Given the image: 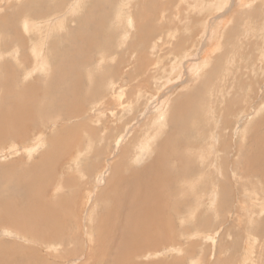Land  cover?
I'll use <instances>...</instances> for the list:
<instances>
[{"label":"rangeland","instance_id":"rangeland-1","mask_svg":"<svg viewBox=\"0 0 264 264\" xmlns=\"http://www.w3.org/2000/svg\"><path fill=\"white\" fill-rule=\"evenodd\" d=\"M55 1L0 0V264H264V0Z\"/></svg>","mask_w":264,"mask_h":264},{"label":"bare ground","instance_id":"bare-ground-1","mask_svg":"<svg viewBox=\"0 0 264 264\" xmlns=\"http://www.w3.org/2000/svg\"><path fill=\"white\" fill-rule=\"evenodd\" d=\"M56 1H58V0H56ZM56 1H55V2H56ZM68 1H69V0H68ZM70 1H71V0H70ZM76 1H77V0H76ZM109 1H110V0H109ZM156 1H157V0H156ZM161 1H162V0H161ZM167 1H168V0H167ZM167 1H166V2H167ZM217 1H218V0H217ZM244 1H245V0H244ZM62 2H63V1H62ZM78 2H79V0H78ZM127 2H128V1H127ZM162 2H163V1H162ZM162 2H161V3H162ZM44 3H45V2H44ZM57 3H58V2H57ZM72 3H73V2H72ZM72 3H71V4H72ZM125 3H126V2H125ZM146 3H147V2H146ZM170 3H171V2H170ZM175 3H177V2H175ZM175 3H172V6L175 5ZM219 3H220V2H219ZM46 4H47V3H46ZM71 4H70V6H71ZM78 4H79V3H78ZM121 4H122V3H121ZM156 4H157V2H156ZM163 4H166V3L164 2V3H162V5H163ZM192 4H193V3H192ZM64 5H65V2H64ZM64 5H62V6L64 7ZM109 5H110V4H109ZM154 5H155V4H154ZM166 5H167V4H166ZM56 6H57V5H56ZM70 6H69V8H70ZM73 6H74V5H73ZM78 6H79V5H78ZM122 6H123V5H122ZM128 6H129V5H128ZM164 6H165V5H164ZM263 6H264V5H263ZM33 7H34V6H33ZM41 7H42V6H41ZM166 7H167V6H166ZM39 8H40V6H39ZM45 8H47V6H46ZM51 8H52V6H51ZM61 8H62V7H61ZM119 8H121V7H119ZM153 8H154V7H153ZM157 8H158V7H157ZM159 8H160V6H159ZM172 8H173V7H172ZM178 8H179V7H178ZM219 8H220V6H219ZM221 8H222V7H221ZM41 9H42V8H41ZM117 9H118V8H116L115 12H118V13H119V11H117ZM160 9H161V8H160ZM37 10H39V9H37ZM44 10H45V9H44ZM44 10H43V11H44ZM49 10H50V9H49ZM52 10H53V9H52ZM74 10H75V9H74ZM121 10H122V9H120V12L122 13ZM56 11H57V10H56ZM58 11H59V10H58ZM58 11H57V12H58ZM60 11H61V10H60ZM69 11H70V9H69ZM149 11H150V10H149ZM171 11H172V10H171ZM178 11H179V10H178ZM44 12H45V11H44ZM52 12H53V11H52ZM62 12H63V11H62ZM70 12H72V11H70ZM153 12H155V11H153ZM172 12H173V11H172ZM75 13H76V12H75ZM118 13H117V14H118ZM121 13H120V14H121ZM158 13H159V12H158ZM169 13H171V12H169ZM53 14H54V13H53ZM55 14H56V13H55ZM59 14H61V13H59ZM113 14H114V13H113ZM117 14H116V15H117ZM122 14H123V13H122ZM175 14H176V13H175ZM178 14H179V13H178ZM36 15H37V14H36ZM40 15H41V14H40ZM40 15H39V16H40ZM56 15H57V14H56ZM116 15H115V16H116ZM171 15H172V14L169 15L170 18H171ZM173 15H174V13H173ZM220 15H221V14H220ZM37 16H38V15H37ZM169 16H168V17H169ZM175 16H176V15H175ZM192 16H193V15H192ZM43 17H44V16H43ZM57 17H58V16H57ZM122 17H123V16H122ZM143 17H144V16H143ZM180 17H181V16H180ZM50 18H51V17H50ZM54 18H55V17H54ZM130 18H131V17H130ZM150 18H152V17H150ZM148 19H149V18H148ZM148 19H147V21H148ZM152 19H153V18H152ZM212 19H213V18H212ZM221 19H222V18H221ZM24 20H25V19H24ZM24 20H22V21H24ZM30 20L32 21V18H31ZM130 20H131V19H130ZM132 20H133V18H132ZM143 20H144V19H143ZM190 20H191V19H190ZM31 21H30V22H31ZM102 21H103V20H102ZM117 21H118V20H117ZM120 22H121V21H120ZM149 22H150V21H149ZM207 22H208V21H207ZM213 22H214V21H213ZM31 23L33 24V22H31ZM118 23H119V22H118ZM151 23H152V21H151ZM157 23H158V22H157ZM29 24H30V23H29ZM34 24H35V22H34ZM103 24H104V23H103ZM119 24H120V23H119ZM133 24H134V23H133ZM155 24H156V23H155ZM155 24H154V26H155ZM160 24H161V23H160ZM35 25H36V24H35ZM45 25L47 26L48 24H45ZM58 25H59V23H58ZM156 25H157V24H156ZM256 25H257V24H256ZM38 26H39V25H38ZM38 26H36L37 29L39 28ZM40 26L43 27V25H40ZM117 26H118V24H117ZM28 27H29V26H28ZM31 27H32V25H31ZM33 27L36 29V27H35L34 25H33ZM33 27H32V28H33ZM133 27H134V25H133ZM162 27H163V26H162ZM239 27H240V26H239ZM134 28H135V27H134ZM146 28H147V27H146ZM14 29H15V28H14ZM46 29H47V28H46ZM160 29H161V27H160ZM162 29H164V28H162ZM205 29H206V28H205ZM258 29H259V28H258ZM38 30L41 31L40 28H39ZM38 30H37L36 32H38ZM42 30H43V28H42ZM50 30H51V29H50ZM154 30H155V29H154ZM164 30H165V29H164ZM172 30H173V29H172ZM15 31H16V30H15ZM30 31H31V33H32V30H31V29H30ZM45 31H46V30H45ZM146 31H147V30H146ZM205 31H206V30H205ZM205 31H203V32H205ZM262 31H263V30H262ZM28 32H29V30L27 29V33H28ZM36 32H35V33H36ZM49 32H50V31H49ZM124 32H125V31H124ZM150 32H151V31H150ZM201 32H202V31H201ZM208 32H210V31H208ZM38 33H41V32H38ZM47 33H48V32H47ZM47 33H45V34H47ZM151 33H153V32H151ZM151 33H150V35H151ZM28 34H29V33H28ZM123 34H124V33H123ZM182 34H183V33H182ZM22 35H23V34H22ZM38 35H39V34H38ZM43 35H44V34H43ZM129 35H130V32H129ZM164 35H165V34H164ZM197 35H198V33H197ZM0 36H1V35H0ZM29 36H31V35H29ZM40 36H41V34H40ZM187 36H188V35H187ZM187 36H186V38H187ZM207 36H208V35H207ZM227 36H228V35H227ZM34 37H35V36H34ZM36 37H37V36H36ZM172 37H173V36H172ZM180 37H181V36H180ZM189 37H191V36H189ZM189 37H188V40H189ZM40 38H41V37H40ZM40 38H39V41H40ZM75 38H76V37H75ZM121 38L123 39V37H121ZM121 38H120V39H121ZM166 38L168 39V37H166ZM170 38H171V36H170ZM192 38H193V36H192ZM200 38H201V37H200ZM92 39H93V38H92ZM155 39H156V38H155ZM161 39L163 40V38H161ZM171 39H172V38H171ZM174 39H176V38H174ZM180 39H181V38H180ZM262 39H263V38H262ZM42 40H43V39H42ZM42 40H41V42H42ZM60 40H61V38H60ZM125 40H126V39H124V41H125ZM164 40H165V39H164ZM164 40H163V41H164ZM172 40H173V39H172ZM177 40H178V39H177ZM183 40H184V39H183ZM202 40H203V38H202ZM20 41H21V40H20ZM22 41H23V40H22ZM94 41H95V40H94ZM165 41H167V40H165ZM181 41H182V40H181ZM246 41H247V40H246ZM263 41H264V40H263ZM23 42H24V41H23ZM119 42H120V41H119ZM126 42H127V41H126ZM158 42H159V41H158ZM186 42H187V40H186ZM203 42H204V41H203ZM254 42H255V41H254ZM19 43H20V42H19ZM24 43H25V42H24ZM31 43H33V42H31ZM121 43H122V42H121ZM132 43H133V42H132ZM159 43H160V42H159ZM178 43H179V41H178ZM34 44H37V43H34ZM44 44H45V43H44ZM76 44H77V43H76ZM157 44H158V43H157ZM175 44H176V43H175ZM183 44H185V42H184ZM187 44L189 45V43H187ZM220 44H221V43H220ZM228 44H229V43H228ZM20 45H21V44H20ZM30 45H31V44H30ZM38 45H40V44H38ZM38 45H37V46H38ZM90 45H91V44H90ZM150 45H151V44H150ZM155 45H156V44L153 45V48H154V49H155ZM173 45H174V43H173ZM231 45H232V44H231ZM234 45H236V44H234ZM22 46H23V43H22ZM33 46H34V45H33ZM41 46H42V45H41ZM210 46H211V45H210ZM249 46H250V45H249ZM38 47H39V46H38ZM59 47H60V46H59ZM149 47H150V46H149ZM159 47H160V46H159ZM182 47H183V46H182ZM261 48H262V47H261ZM18 49H19V48H18ZM37 49H39V48H37ZM167 49H168V48H167ZM174 49H176V48H174ZM207 49H208V48H207ZM232 49H233V48H232ZM22 50H23V49H22ZM169 50H170V49H168L167 51H169ZM31 51H32V50H31ZM167 51H166V52H167ZM235 51H236V50H235ZM259 51H260V49H259ZM22 52H23V51H22ZM36 52H37V51H36ZM38 52H39V51H38ZM64 52H65V51H64ZM171 52H172V51H171ZM174 52H176V51L174 50ZM187 52H188V51H187ZM40 53H41V52H40ZM40 53H39V54H40ZM184 53H185V52H184ZM190 53H191V52H190ZM202 53H203V52H202ZM263 53H264V52H263ZM24 54H25V53H24ZM36 54H37V53H36ZM41 54H42V53H41ZM145 54H146V53H145ZM168 54H170V53H168ZM185 54H186V53H185ZM204 54H205V52H204ZM166 55H167V54H166ZM187 55H189V54H187ZM145 56H146V55H145ZM159 56H160V55H159ZM184 56H185V55H184ZM184 56H183V57H184ZM196 56H197V55H196ZM22 57H23V56H22ZM191 57H192V56H190L189 58H191ZM261 57H262V56H261ZM146 58H147V57H146ZM172 58H173V56H172ZM178 58H179V57H178ZM184 58L186 59V56H185ZM187 58H188V57H187ZM189 58H188V60H190ZM205 58H206V57H205ZM263 58H264V57H263ZM38 59H39V58H38ZM38 59H37V60H38ZM46 59H47V58H46ZM121 59H122V58H121ZM147 59H148V58H147ZM158 59H159V58H158ZM175 59H176V58H175ZM181 59H182V58H181ZM217 59H218V58H217ZM25 60H26V59H24V61H25ZM29 60H30V59H29ZM40 61H41V59H40ZM144 61H145V60H144ZM161 61H162V60H161ZM182 61L185 62V60H182ZM182 61H181V62H182ZM196 61H197V60H196ZM210 61H211V60H210ZM118 62H119V63H120V62H123V59H122V61H118V60H117V63H118ZM163 62H165V61H163ZM175 62H176V61H175ZM181 62H179V64H181ZM206 62H207V61H206ZM211 62H212V61H211ZM35 63H36V62H35ZM73 63H74V62H73ZM160 63H161V62H160ZM182 63H183V62H182ZM187 63H188V61H187ZM230 63H231V62H230ZM230 63H229V64H230ZM36 65H37V63H36ZM49 65H50V64H49ZM118 65H119V64H118ZM185 65H186V63H185ZM27 66H28V65H27ZM119 66H120V65H119ZM119 66H118V67H119ZM171 66H173V64H171ZM51 67H52V66H51ZM176 67H177V66H176ZM178 67H179V66H178ZM178 67H177V68H178ZM250 67H251V66H250ZM37 68H38V70H44V71H45V65H44V63H43V62H40V64L37 66ZM206 68H207V67H206ZM51 69H52V68H51ZM171 69H173V68L171 67ZM178 69H179V68H178ZM180 70H181V69H180ZM55 71H56V70H55ZM24 72H25V71H24ZM26 72H28V71H26ZM121 72H122V71H121ZM225 72H226V71H225ZM28 73H29V72H28ZM116 73H118V71H117ZM121 74H122V73H121ZM119 75H120V74H119ZM59 76H60V75H59ZM70 77H71V76H70ZM228 77H229V76H228ZM12 78H13V77H12ZM12 78H11V79H12ZM72 78H73V77H72ZM235 78H236V77H235ZM15 79H16V78H15ZM256 79H257V78H256ZM217 80H218V79H217ZM11 81H12V80H10V82H11ZM14 81H15V80H14ZM185 81H186V80H185ZM234 81H235V80H234ZM117 82H118V81H117ZM117 82H116V83H117ZM238 82H239V81H238ZM114 83H115V81H114ZM10 85H11V84H10ZM27 85H28V84H27ZM27 85H26V86H27ZM230 85H231V84H230ZM247 85H248V84H247ZM250 85H251V84H250ZM219 86H220V85H219ZM252 86H253V85H252ZM28 87H29V86H28ZM54 87H55V86H54ZM235 87H236V86H235ZM16 88H17V87H16ZM121 88H122V87H121ZM16 90H17V89H16ZM247 90H248V89H247ZM14 91H15V88H14ZM34 91H35V89H34ZM34 91H33V92H34ZM11 92H12V90H11ZM23 93H24V91H23ZM249 93H250V92H249ZM17 94H18V93H16V95H17ZM215 95H216V94H215ZM65 96H66V95H65ZM211 96H212V95H211ZM67 97H68V96H67ZM245 98H246V97H245ZM247 98H248V97H247ZM71 99H72V98H71ZM73 99H74V98H73ZM227 100H228V99H227ZM24 101H25V100H24ZM9 102L12 103V104H18V105H19V104H22L23 101L20 102V101H18V99H16V97H13V99H10ZM103 102H104V101H103ZM243 102H244V101H243ZM100 104H101V103H100ZM122 104H123V103H122ZM192 104H193V103H192ZM74 105H76V104H74ZM95 105H96V104H95ZM103 105H104V104H103ZM261 106H262V104H261ZM159 107H160V106H159ZM208 107H209V106H208ZM253 107H254V106H253ZM12 108H13V107H12ZM73 108H74V107H73ZM122 108H123V107H122ZM190 108H191V107H190ZM212 108H213V107H212ZM159 109L162 110L163 108H162V109L159 108ZM186 109H187V108H186ZM210 109H211V108H210ZM166 110H167V109H165V111H166ZM204 110H205V109H204ZM5 111H6V110H4V112H5ZM40 111H41V110H40ZM73 111H74V110H73ZM152 111H153V109H152ZM152 111H151V112H152ZM260 111H261V107L258 106L256 109L253 110L252 116H253V114L255 115V113H259ZM17 112H18V111H17ZM94 112H95V110H94ZM160 112H161V111H159V113H160ZM162 112H163V111H162ZM99 113H100V112H99ZM112 113H113V112H112ZM141 113H142V112H141ZM212 113H214V111H213ZM7 114H8V113H7ZM161 115H162V114H161ZM161 115H160V116H161ZM0 116H1V113H0ZM4 116H6V115H4ZM9 116H10V114H9ZM11 116L13 117V120L16 121V120H15V114H14V115H11ZM158 116H159V115H158ZM204 116H205V115H204ZM238 116H239V115H238ZM247 116H248V115H247ZM71 117H72V115H71ZM212 117H213V116H212ZM10 118H11V117H10ZM158 118H159V117H158ZM238 118H239V117H238ZM261 118H262V117H261ZM18 119H19V118H18ZM163 119H164V118H163ZM209 119H210V118H209ZM0 120H1V119H0ZM20 120H21V119H20ZM160 120H161V119H160ZM160 120H159V121H160ZM241 120H242V119H241ZM241 120H240V121H241ZM21 121H22V120H21ZM26 121H27V120H26ZM152 121H154V119H153ZM156 121H157V120H156ZM240 121H239V122H240ZM249 121H250V120H249ZM1 122H2V121H1ZM16 122H17V121H16ZM250 122H251V121H250ZM254 122H255V121H254ZM88 123H89V122H88ZM152 123H153V122H152ZM164 123H165V122H164ZM263 123H264V119L261 120V121H259V124H258V125L263 124ZM9 124H10V123H8V125H9ZM20 124H21V123H20ZM236 124H237V123H236ZM250 124H251V123H250ZM24 125H25V124H24ZM89 125H90V124H89ZM164 125H165V124H164ZM238 125H239V124H238ZM20 126H22V125H20ZM27 126H28V124H27ZM2 127H3V126H2ZM9 127H10V125H9ZM13 127H14V126H13ZM73 127L76 128L77 125H73ZM94 127H95V126H94ZM105 127H106V126H105ZM160 127H162V126H160ZM167 127H168V126H167ZM241 127H242V126H241ZM248 127H249V126H248ZM75 128H74V129H75ZM95 128H96V127H95ZM8 129H10V128H8ZM13 129H14V128H13ZM98 129H99V128H98ZM98 129H97V130H98ZM242 129H244V127H243ZM14 130H15V129H14ZM20 130H22V129H20ZM26 130H27V129H26ZM240 130H241V129H240ZM247 130H248V129H247ZM27 131H28V130H27ZM98 131H99V130H98ZM10 132H13V131L10 130ZM25 132H26V131H25ZM236 132H237V131H236ZM236 132H235V133H236ZM242 132H243V131H242ZM23 133H24V132H23ZM148 133H149V132H148ZM151 133H152V131H151ZM244 133H245V132H244ZM26 134H27V133H26ZM28 134H29V133H28ZM24 135H25V134H24ZM140 135H141V134H140ZM148 135H149V134H148ZM241 135H242V134H241ZM1 136H2V135L0 134V137H1ZM60 136H61V135H60ZM4 137H5V136H4ZM22 137H23V136H22ZM93 137H94V136H93ZM150 137H151V136H150ZM210 137H212V135H210ZM213 137H214V135H213ZM221 137H222V136H221ZM7 138H8V137H6V140H7ZM119 138H120V137H119ZM143 138H144V137H143ZM77 139H78V138H77ZM259 139H260V138H259ZM213 140H214V139H213ZM4 141H5V140H4ZM261 141H262V139H261ZM0 142H2V140H0ZM218 142H219V141H218ZM39 143H40V142H39ZM68 143H69V142H68ZM78 143H79V142H78ZM140 143H141V142H140ZM170 143H171V142H170ZM54 145H55V144H54ZM211 145H212V144H211ZM35 147H36V146H35ZM147 147H148V146H141V149L144 150V149H146ZM212 147H213V146H212ZM137 148H138V146H137ZM32 149H33V148H32ZM230 149H231V148H230ZM210 150H211V149H210ZM160 151H161V150H160ZM175 151H177V150H175ZM211 151H212V150H211ZM10 152H11V151H10ZM171 152H172V151H171ZM243 152H244V151H243ZM259 152L261 153V155L258 156V153H257V154H255V157H256L258 163L264 168V145H262L261 147H259ZM182 153H183V152H182ZM205 153H206V152H205ZM207 154H208V153H207ZM207 154H206V155H207ZM209 154H210V153H209ZM156 155H157V154H156ZM203 155H204V154H203ZM43 156H44V155H43ZM187 156H188V155H187ZM209 156H210V155H209ZM122 157H123V156H122ZM126 157H128V156H125V155H124V158H126ZM235 157H236V156H235ZM128 158H129V157H128ZM174 158H175V157H174ZM208 158H210V157H208ZM208 158H207V160H209ZM126 159H127V158H126ZM182 159H183V158H182ZM200 159H201V158H200ZM202 159H203V158H202ZM204 159H205V158H204ZM54 160H55V159H54ZM124 160H125V159H124ZM128 160H129V159H128ZM163 160H164V159H163ZM201 161H202V160H201ZM204 161H205V160H204ZM119 162H122V160H120ZM135 162H136V161H134V163H135ZM163 162H164V161H163ZM181 162H182V161H181ZM218 162H219V161H218ZM218 162H217V163H218ZM125 163H126V162H125ZM182 163H183V162H182ZM221 163H222V162H221ZM249 163H250V162H249ZM164 164H165V163H164ZM207 164H209V163H207ZM214 164H215V163H214ZM235 164H236V163H235ZM4 165H5V164H4ZM4 165H3V166H4ZM245 165H246V163H245ZM210 166H211V165H210ZM212 166H213V165H212ZM212 166H211V167H212ZM218 166H219V163H218ZM194 167H196V166H194ZM204 167H205V166H204ZM220 167H221V166H220ZM223 167H224V166H223ZM186 168H187V167H186ZM215 168H216V167H215ZM224 168H225V167H224ZM237 168H238V167H237ZM235 169H236V168H235ZM193 170H194V169H193ZM197 170H198V169H197ZM237 170H238V169H237ZM237 170H235L236 173H237ZM246 170H247V169H246ZM248 170H249V169H248ZM30 171H31V170H30ZM180 171H181V170H180ZM195 171H196V170H195ZM204 171H205V170H204ZM235 171H234V172H235ZM242 171H243V170H242ZM46 172H47V171L44 170V172L42 173V176H43V177H45ZM200 172H201V171H200ZM200 172H199V173H200ZM207 172H208V171H207ZM239 172H240V171H239ZM34 173H35V170H34ZM147 173H148V172H147ZM183 173H184V172H183ZM204 173H205V172H203V174H204ZM247 173H248V172H247ZM31 174H32V173H31ZM210 174H211V173H210ZM241 174H242V173H241ZM253 174H254V173H253ZM223 175H224V174H223ZM225 175H226V174H225ZM230 175H231V174H230ZM248 175H249V174H248ZM149 176H150V175H149ZM192 176H193V175H192ZM198 176H199V175H198ZM220 176H221V173H220ZM234 176H235V175H234ZM256 176L258 177V173H257ZM174 177H175V176H174ZM209 177H210V176H209ZM211 177H212V176H211ZM218 177H219V176H218ZM223 177H225V176H223ZM244 177H245V176H244ZM246 177H247V176H246ZM14 178H15V177H14ZM36 178H37V177H36ZM166 178H167V177H166ZM225 178H226V177H225ZM238 178H239V177H238ZM247 178H248V177H247ZM249 178H250V177H249ZM259 178H260V177H259ZM184 179H185V178H184ZM214 179H215V178H214ZM236 179H237V178H236ZM254 179H255V178H254ZM260 179H262V178H260ZM220 180H221V179H220ZM34 181H36V180H34ZM43 181H44V180H43ZM43 181H41V182H43ZM214 181H215V180H214ZM226 181H227V180H226ZM248 181H249V180H248ZM257 181H258V180H257ZM260 181H261V180H260ZM31 182H32V181H31ZM231 182H232V181H231ZM243 182H244V181H243ZM254 182H256V181H254ZM17 183L20 184L19 181H17ZM32 183H33V182H32ZM39 183H40V182H39ZM44 183H45V182H44ZM212 183H214V182H212ZM221 183H222V181H221ZM251 183H252V181H251ZM261 183H262V182H260V184H261ZM15 184H16V183H15ZM52 184H53V183H52ZM234 184H238V182H237V183H234ZM246 184H247V183H246ZM257 184H258V183H257ZM31 185H32V184H31ZM145 185H146V184H145ZM155 185H156V184H155ZM155 185H154V186H155ZM205 185H206V183H205ZM205 185H204V187H205ZM211 185H212V184H211ZM222 185H223V183H222ZM231 185H232V184H231ZM243 185H244V183H243ZM216 186H217V183H216ZM223 186H224V185H223ZM227 186H229V185L227 184ZM239 186H240V185H239ZM263 186H264V185H263ZM218 187H220V186H218ZM244 187H245L246 190H247V187H246L245 185H244ZM248 187H249V185H248ZM251 187H252V185H251ZM255 187H256V186H255ZM24 188H25V187H24ZM117 188H118V187H117ZM157 188H159V186H158ZM216 188H217V187H216ZM223 188H224V187H223ZM239 188H240V187H239ZM252 188H254V186H253ZM220 189L222 190V188H220ZM224 189H226V188H224ZM58 190H59V189H58ZM111 190H112V189H111ZM205 190H206V193L208 194V192H207V187H205ZM217 190H218V189H217ZM248 190H249V189H248ZM248 190H247V191H248ZM21 191H23V190H21ZM199 191H200V190H199ZM202 191H204V190H202ZM208 191H209V190H208ZM210 191H211V190H210ZM215 191H216V190H215ZM225 191H226V190H224V193H225ZM204 192H205V191H204ZM204 192H202V193H204ZM218 192H222V193H223V191H220V190H218ZM240 192L243 193V191H240ZM245 192H246V191H245ZM257 192H258V190H257ZM259 192H260V191H259ZM114 193H115V192H114ZM177 193H178V192H177ZM197 193L199 194V192H197ZM202 193H201V195H204V194H202ZM210 193H212V192H210ZM24 194H25V193H24ZM110 194H111V193H110ZM247 194H248V193H247ZM257 194H258V193H257ZM25 195H26V194H25ZM104 195H105V194H104ZM208 195H209V194H208ZM223 195H224V194H223ZM259 195H260V194H259ZM261 195H262V193H261ZM109 196H110V195H109ZM109 196H108V197H109ZM24 197H25V196H24ZM204 197H205V195H204ZM210 197H211V196H210ZM217 197L219 198V197H220V194L217 195ZM225 197H226V196H225ZM237 197H238V196H237ZM240 197H241V196H240ZM245 197H246V196H245ZM221 198H223V197H221ZM241 198H242V197H241ZM104 199H105V198H104ZM201 199H202V198H201ZM215 199H216V198H215ZM255 199H256V198H255ZM226 200H228V199L226 198ZM243 200H244V198H243ZM261 200H262V199H261ZM111 201H112V200H111ZM203 201H204V200H203ZM221 201H223V200H221ZM246 201H247V200H246ZM1 202H2V203H1ZM1 202H0V203L3 204V200H2ZM223 203H224V202H223ZM238 203H239V201H238ZM241 203H242V202H241ZM215 204H217V203H215ZM219 204H220V203H218V205H219ZM247 204H248V203H247ZM26 205H27V204H26ZM46 205H47V204H46ZM230 205H231V204H230ZM230 205H229V206H230ZM248 205H249V204H248ZM28 207H29V206H28ZM219 207H220V205H219ZM253 207H254V206H253ZM253 207H252V208H253ZM112 208H113V207H112ZM116 208H117V207H116ZM215 208H217L216 205H215ZM117 209H118V208H117ZM128 209H129V208H128ZM238 209H239V208H238ZM245 209H246V208H245ZM254 209H255V208H254ZM256 209H257V208H256ZM259 209H260V208H259ZM259 209H257V210H259ZM219 210H220V208H219ZM257 210H256V211H257ZM131 211H132V210H131ZM217 211H218V210H217ZM252 211H253V210H252ZM262 211H263V210H262ZM262 211H261V212H262ZM125 212H126V210H125ZM128 212H129V211H128ZM165 212H166V211H165ZM148 213H150V212H148ZM157 213H159V212H157ZM234 213H235V212H234ZM242 213H245V212H242ZM257 213H258V212H257ZM262 213H263V212H262ZM113 214H114V213H113ZM142 214H143V213H142ZM236 214H237V213H236ZM258 214H259V213H258ZM155 215H156V213H155ZM252 215H253V214H252ZM44 216L47 218V216H49V215H47V216L44 215ZM122 216H123V215H122ZM161 216H162V215H161ZM254 216H255V214H254ZM260 216H261V215H260ZM147 217H149V216H147ZM155 217H156V216H155ZM159 217H160V216H159ZM244 217H245V215H244ZM248 217H249V216H248ZM251 217H252V216H251ZM107 218H108V217H107ZM255 218H256V217H255ZM159 219H160V218H159ZM163 219H164V218H163ZM236 219H237V218H236ZM250 219H251V218H250ZM258 219H259V218H258ZM258 219H257L256 221H258ZM245 220H246V219H245ZM101 222H102V220H101ZM241 222H242V221H241ZM241 222H238V223H241ZM254 222H255V221H254ZM248 223H250V222H248ZM256 223H257V222H256ZM196 225H197V224H196ZM199 225H200V224H199ZM243 225H244V224H243ZM255 225H256V224H255ZM105 226H106V225H105ZM230 226H231V225H230ZM237 226H238V225H237ZM244 226H246V225H244ZM103 227H104V226H103ZM87 228H88V227H87ZM244 228H247V226L244 227ZM253 229H254V227H253ZM249 230H250V229H248V231H249ZM68 231H69V230H68ZM250 231H251V230H250ZM250 231H249V232H250ZM253 231H254V230H253ZM107 232H108V231H107ZM254 232H255V231H254ZM197 234H198V233H197ZM247 237H248V236H247ZM252 237H253V236H252ZM256 239H258V238H256ZM99 240H100V239H99ZM99 240H98V241H99ZM154 240H155V239H154ZM212 240H213V239H212ZM250 240H251V239H250ZM250 240H249V241H250ZM215 241H216V240H215ZM247 241H248V240H247ZM262 241H264V240H262ZM126 242H127V241H126ZM139 242H140V241H139ZM243 242H244V240H243ZM140 243H141V242H140ZM151 243H152V242H151ZM246 243H247V242H246ZM249 243H250V242H248V244H249ZM135 244H136V243H135ZM101 245H102V244H101ZM132 245H133V244H132ZM258 245H259V244H258ZM144 246H145V245H144ZM249 246H250V245H249ZM252 246H254V245H252ZM260 246H261V245H260ZM247 247H248V246H246V248H247ZM138 248H139V247H138ZM249 249H250V248H249ZM262 250H263V249H262ZM1 251H2V250H1ZM72 252H73V251H72ZM251 252H252V251H251ZM0 253H1V252H0ZM251 254H252V253H251ZM140 256H141V255H140ZM147 256H148V255H147ZM147 256H146V257H147ZM218 256H219V255H218ZM224 256H225V255H224ZM142 258H144V257H142ZM243 259H244V258H243ZM217 260H218V259H217ZM225 260H226V259H225ZM247 260H248V259H247ZM252 260H253V259H252ZM192 261H194V260H192ZM198 261H199V260H198ZM194 262H195V261H194ZM250 262H251V261H250ZM198 263H199V262H198ZM219 263H220V262H219ZM74 264H75V263H74ZM243 264H245V263H243Z\"/></svg>","mask_w":264,"mask_h":264}]
</instances>
